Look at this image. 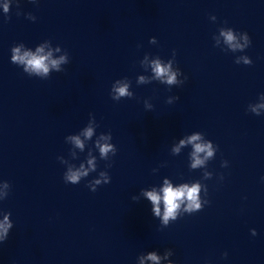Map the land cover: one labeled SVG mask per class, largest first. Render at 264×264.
<instances>
[{"label": "clouds", "instance_id": "obj_1", "mask_svg": "<svg viewBox=\"0 0 264 264\" xmlns=\"http://www.w3.org/2000/svg\"><path fill=\"white\" fill-rule=\"evenodd\" d=\"M35 3V0H32ZM9 10L8 4L4 5V11L7 13ZM34 18V17H33ZM226 42H228L233 49L243 48L245 45L251 43L250 38L247 33H243V39L245 41V45H241L239 43H234L236 41V36L233 30L229 29L227 31H223L221 33ZM59 50V49H57ZM12 56L11 62L18 66H23V71L28 74H36L47 76L50 69H55L57 72L63 71L60 68L62 63H68L69 61L65 56H61L59 59H52V52L49 51L47 53L44 52L43 47H39L35 52L25 50L21 51L20 47H15L11 49ZM244 62L246 65H250L252 63L251 60L244 58ZM153 71L155 72L156 77H166L167 83L169 85L176 83V73L170 70V65L164 66L160 63L159 60L153 61L152 63ZM143 79V78H141ZM186 79V78H185ZM119 84V82H117ZM112 92L115 93L112 96V99L115 101H119L121 97L131 96L132 94L128 92L127 84H119V86H114ZM178 99V97H177ZM259 107H264V104L259 105ZM252 111L256 115H260L256 108H253ZM85 137L91 138L93 135L92 127H88L86 131L83 133ZM109 137L101 136V139H108ZM75 144L80 148H83V144L79 137H72ZM200 140L199 135H193L189 138L188 143H193L194 152H193V164L192 167L195 168L204 163V159L200 158L201 153H205V159L213 156V148L212 144L209 143H197ZM181 145L185 143V141L181 140ZM97 147L99 148V152L101 157H106L109 152L116 153V149L112 144L104 143L100 144L97 141ZM179 151V148L176 149ZM89 167L92 170H95V164L92 159L88 160ZM88 175V169H85L83 165H81L79 170L69 171V173L64 177L65 182H71V184H78L82 176ZM101 176L104 178V183H108V177L101 173ZM100 180H96L95 184L91 187V191H96L95 185L100 184ZM10 184L5 181L4 187L8 188ZM199 191L200 185L193 184L191 187L188 184H182L179 187L174 188L170 183L165 181V186L162 189V195L157 193L155 190L145 192L144 195L151 201L153 208L152 211L156 216L161 215L160 204L163 202L164 204V213H163V223L165 225L168 224L169 219L172 220L177 219L178 210L181 209L183 205V210L189 214L202 210L201 203L199 201ZM206 203H208L206 201ZM12 227V224L8 221V217L5 216L4 221L0 222V242H3L7 239L9 234V229ZM252 235H256L255 229H252ZM173 255L171 250H166L165 258L167 256ZM226 255V253H225ZM144 259L150 260L153 264H159L161 257L156 254L155 251H151L148 253L147 257L141 258V264H144ZM169 264H173L172 261H169Z\"/></svg>", "mask_w": 264, "mask_h": 264}]
</instances>
